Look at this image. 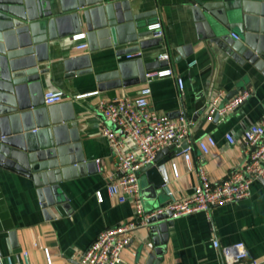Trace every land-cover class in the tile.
I'll return each mask as SVG.
<instances>
[{
	"label": "crops",
	"instance_id": "crops-1",
	"mask_svg": "<svg viewBox=\"0 0 264 264\" xmlns=\"http://www.w3.org/2000/svg\"><path fill=\"white\" fill-rule=\"evenodd\" d=\"M196 4L197 0H135L134 13L147 14L148 21L146 28L139 31H150L153 22H160L164 29L162 39L156 38L153 32L140 39L147 41L139 51L140 57L129 58L131 54L125 52L135 44L112 45L91 52L89 48L75 49L73 37L77 34L50 41L49 59L38 64L40 69L49 70L42 76L43 95L48 90H61L66 95L62 103L73 102L81 153L86 161L85 175H78L76 165L71 166L75 170L69 172L71 179L60 184L64 195L59 196L61 204L44 208L31 178L0 168V264H48L47 253L52 264H81V256L102 231L123 225L133 217V202L121 203L108 191L115 159L110 141L102 133L105 121L98 107L99 102L116 97H137L145 85L146 82L101 91L96 76L118 70L120 64L141 59L144 64L158 68L170 67L173 76L156 78L150 83V106L172 120L178 121L183 115L193 123L191 169L180 150L184 145H172L154 165L139 171L146 211L167 205L165 178L178 197L185 199L200 184L201 170L213 184H219L244 167L247 161L244 128L264 117V73L248 63L240 64L201 39L193 12ZM164 52L170 56L169 63L158 60ZM80 55L90 56L93 72L67 76L65 61ZM135 73L137 69L125 70L127 79L136 77ZM123 79L120 74L116 80ZM179 79L184 82L183 90ZM241 91L251 92L243 105L224 119L217 116L208 119L214 97L223 92L224 101ZM107 126L123 136L117 127ZM227 134L233 135L234 143L227 140ZM208 135L214 137L216 146L204 153L199 142ZM126 151L140 156L130 141ZM73 154L74 150L69 152ZM173 164L178 169V177L174 175ZM145 192L152 198L144 200ZM167 220H172L173 225L168 229L169 237L159 264H224L221 251L212 244L214 239L221 246L244 242L248 257L240 264H264V181L254 182L251 196L244 200L215 207L210 213L196 212ZM152 229L150 222L148 227L137 230L119 264L149 263L156 247L154 238L160 237L159 231Z\"/></svg>",
	"mask_w": 264,
	"mask_h": 264
},
{
	"label": "water",
	"instance_id": "water-1",
	"mask_svg": "<svg viewBox=\"0 0 264 264\" xmlns=\"http://www.w3.org/2000/svg\"><path fill=\"white\" fill-rule=\"evenodd\" d=\"M134 4L135 0H0V168L31 178L44 208L61 204L60 184L71 179L69 172L75 171L71 166L85 175L86 161L74 104L46 106L42 76L49 70L38 64L49 59L50 41L82 30L91 52L125 44H135L125 49L127 54L139 52L147 42L140 39L152 31H139L148 25L147 14L134 13ZM193 12L202 40L264 73V0H197ZM65 67L67 76L93 72L89 55L72 56ZM157 68L138 59L96 79L104 91L145 83L146 72ZM128 69H137L136 77L127 79ZM120 74L122 81L116 80ZM72 150L75 154L69 155ZM169 151L170 147L162 150L153 165ZM143 198L152 197L145 192ZM170 216L165 213L150 221L160 237L154 238L156 247L148 264L162 259L173 225L167 220Z\"/></svg>",
	"mask_w": 264,
	"mask_h": 264
},
{
	"label": "built area",
	"instance_id": "built-area-1",
	"mask_svg": "<svg viewBox=\"0 0 264 264\" xmlns=\"http://www.w3.org/2000/svg\"><path fill=\"white\" fill-rule=\"evenodd\" d=\"M151 31L158 39L164 38V29L160 22L151 25ZM234 38H238L233 34ZM76 41L75 49L85 51L89 48L86 33H80L73 37ZM140 57V53L128 55ZM159 61L168 62L170 56L167 52L159 55ZM170 67L157 68L146 72V83L142 86L137 97H116L112 100L101 101L98 104L99 111L104 116L105 124L102 133L108 138L112 146L115 159V171L109 177L108 191L121 203L133 202L135 213L125 224L102 231L90 247L81 256V264H119L124 250L129 247L133 237L141 227H148L150 221L158 215L171 213V219L190 215L196 212L210 213L215 207L224 206L244 200L252 194V184L256 181H264V117L257 123H249L243 131V143L246 147V163L241 170L219 184H213L204 170L200 171V184L194 193L180 199L175 191L170 188L169 179L164 180L163 189L168 196L165 207L146 211L141 197L139 171L144 166L153 165L157 155L165 148L172 145L186 147L182 149V155L188 169L192 166L191 126L192 121L181 116L178 121L172 120L166 115L154 111L149 102L151 93L150 83L156 78L173 76ZM180 89H184V82L179 79ZM223 92L214 97L208 109V119L216 116L224 119L243 105L250 97V91H241L224 100ZM66 95L61 90H48L44 94L46 105L62 103ZM107 125H113L121 130L123 136L112 130ZM227 140L234 143L232 134H227ZM132 142L140 151V156L134 152L126 151L127 142ZM216 146L213 136L208 135L205 140L199 142V147L204 153H208ZM173 172L178 177L179 172L173 164ZM216 249L222 253L224 264H240L248 257V250L244 242H236L232 245L221 246L217 239L212 242ZM48 264H52L47 253ZM10 264V262H9Z\"/></svg>",
	"mask_w": 264,
	"mask_h": 264
}]
</instances>
